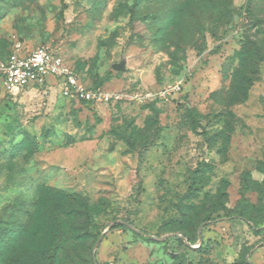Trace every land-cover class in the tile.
Listing matches in <instances>:
<instances>
[{
    "label": "rangeland",
    "instance_id": "1",
    "mask_svg": "<svg viewBox=\"0 0 264 264\" xmlns=\"http://www.w3.org/2000/svg\"><path fill=\"white\" fill-rule=\"evenodd\" d=\"M247 1L0 0V54L48 46L114 96L0 81V264H264V0Z\"/></svg>",
    "mask_w": 264,
    "mask_h": 264
},
{
    "label": "built area",
    "instance_id": "2",
    "mask_svg": "<svg viewBox=\"0 0 264 264\" xmlns=\"http://www.w3.org/2000/svg\"><path fill=\"white\" fill-rule=\"evenodd\" d=\"M48 79L55 80L65 98L88 104H107L113 95L101 89L81 84L64 60L48 46H38L27 52L13 50L0 56V81L8 90L25 85H41Z\"/></svg>",
    "mask_w": 264,
    "mask_h": 264
},
{
    "label": "trees",
    "instance_id": "3",
    "mask_svg": "<svg viewBox=\"0 0 264 264\" xmlns=\"http://www.w3.org/2000/svg\"><path fill=\"white\" fill-rule=\"evenodd\" d=\"M170 1L177 2L180 0H170ZM186 1L188 3H191L193 11L209 10L210 12L227 13L229 11L228 7L230 6L228 0H186ZM245 11L247 13L251 12L249 0L246 3ZM10 52L0 54V56H5V55L9 54ZM89 88L98 89L95 87H89ZM80 103L85 104V105H89L88 103H84V102H80ZM236 217L237 218H235V219H240V220L247 222V220H245L241 214H239V216H236ZM207 220H209V219H207ZM117 226L118 225H116V227Z\"/></svg>",
    "mask_w": 264,
    "mask_h": 264
},
{
    "label": "water",
    "instance_id": "4",
    "mask_svg": "<svg viewBox=\"0 0 264 264\" xmlns=\"http://www.w3.org/2000/svg\"><path fill=\"white\" fill-rule=\"evenodd\" d=\"M115 224L116 223H112L105 231H104V233H106V232H108L109 230H111L114 226H115ZM125 224V223H124ZM138 234H140V235H143V236H146V237H151V236H149V235H147V234H145V233H143V232H140V231H138V230H135ZM104 233L101 235V237L100 238H102V236L104 235ZM199 239H200V235H199ZM98 243V242H97ZM97 245V244H96Z\"/></svg>",
    "mask_w": 264,
    "mask_h": 264
}]
</instances>
